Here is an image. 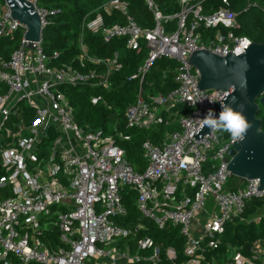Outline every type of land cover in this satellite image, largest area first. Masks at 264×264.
Listing matches in <instances>:
<instances>
[{"label":"built area","instance_id":"obj_1","mask_svg":"<svg viewBox=\"0 0 264 264\" xmlns=\"http://www.w3.org/2000/svg\"><path fill=\"white\" fill-rule=\"evenodd\" d=\"M26 1L42 23L41 41L32 42L33 49L26 25L12 17L6 1L0 2V40L22 34L10 59L0 58V264H202L208 250L221 245L227 223L241 219L247 202L264 203L258 179L226 173L239 138L219 123L203 140L193 138L227 93L198 87L201 74L188 63L191 55L207 50L238 56L252 44L236 35L237 14L229 1L208 14L204 0H143L152 27H142L127 0H108L82 24L80 60L106 68L88 72L53 65L59 56L45 54L43 32L57 11L40 6V0ZM116 12L124 21L108 24L106 17ZM85 32L105 42L125 39L128 50L147 52L130 78L140 81V92L125 112V127L166 132L159 144L151 139L142 144L148 164L142 172L126 157L121 142L131 136L119 122L111 132L87 131L60 89H109L111 75L122 67L118 52L111 59L91 58ZM161 58L177 63V87L145 99L142 85ZM102 101L100 95L91 98L93 105ZM126 192L136 197L138 221L130 218ZM262 218L259 213L242 222ZM151 227L178 229L182 253L156 242L148 233ZM226 264H264V245L256 243L250 255L236 250Z\"/></svg>","mask_w":264,"mask_h":264},{"label":"trees","instance_id":"obj_2","mask_svg":"<svg viewBox=\"0 0 264 264\" xmlns=\"http://www.w3.org/2000/svg\"><path fill=\"white\" fill-rule=\"evenodd\" d=\"M108 0H40V6L48 10H56L57 14L49 18L50 25L43 32V50L45 54L53 58L58 53V58L53 61L57 67L70 66L82 72L94 69L103 71L104 66H98L88 59L80 60L82 24L88 14L96 10ZM130 4V13L142 27H152V15L148 11L143 0H127ZM228 8L237 14L239 28L237 36L250 39L252 42L264 44V0H228ZM250 3V5H249ZM205 12L210 14L227 7L223 0H204ZM108 24L122 23L124 21L120 13L112 17H106ZM22 34L15 33L12 36L3 37L0 40V58L9 60L12 53L19 47ZM83 42L88 48V55L95 59H111L115 53L120 54L122 67L120 71L113 72L110 78L109 89L91 86H62L60 89L67 95L75 111L77 123L87 131L104 130L112 131L114 122H119V129L131 136V140L121 142L127 154L128 161L138 172L144 171L147 162L142 155V144L151 139L155 144L162 140L165 128L158 132L142 130H127L124 115L127 108L134 104L139 96L140 81L131 80L140 66L143 64L147 52L128 50L125 39H113L105 42L101 35L85 32ZM53 60V59H52ZM177 63L167 58H161L155 62L143 83V96L168 94L176 89L175 71ZM102 96L103 101L98 105L91 103L94 96ZM174 128L168 129V131ZM264 130V128H263ZM232 136V135H231ZM229 137V136H227ZM237 187H235L236 189ZM125 202L130 212V218L138 221V212L135 208V195L126 192ZM264 208L262 200L247 202L246 209L241 219L227 223L225 233L219 248L208 250L205 261L202 264H211L213 260L217 264H226L230 260L231 253L238 250L245 255H250L253 246L261 242L264 245V218L259 223L248 224L242 220L255 216ZM149 235L166 247H174L182 253L184 240L178 229L168 228L159 231L151 227ZM186 258H180V262Z\"/></svg>","mask_w":264,"mask_h":264},{"label":"water","instance_id":"obj_3","mask_svg":"<svg viewBox=\"0 0 264 264\" xmlns=\"http://www.w3.org/2000/svg\"><path fill=\"white\" fill-rule=\"evenodd\" d=\"M8 3L12 17L26 25V40L39 42L42 38V23L35 7L26 0H4ZM201 74L198 87L204 90L224 91L226 98L219 101L210 115L217 123L226 110L240 114L248 124L241 138L230 151L233 157L226 173L242 180L260 181L258 191H264V130L263 121L257 117L264 107V44L252 42L241 55L229 52L219 57L207 50L195 51L188 61ZM262 105V106H259ZM209 118V117H208ZM213 126L206 123L193 138L203 140L210 135ZM232 135L231 131H228Z\"/></svg>","mask_w":264,"mask_h":264},{"label":"clouds","instance_id":"obj_4","mask_svg":"<svg viewBox=\"0 0 264 264\" xmlns=\"http://www.w3.org/2000/svg\"><path fill=\"white\" fill-rule=\"evenodd\" d=\"M220 120L224 122L223 126L226 128V130L232 132L233 139L241 138L242 133L248 127L245 119L240 114L234 113L231 110L224 111L220 116ZM205 123L213 127L217 126V121L211 119L210 116L205 120Z\"/></svg>","mask_w":264,"mask_h":264},{"label":"flooded vegetation","instance_id":"obj_5","mask_svg":"<svg viewBox=\"0 0 264 264\" xmlns=\"http://www.w3.org/2000/svg\"><path fill=\"white\" fill-rule=\"evenodd\" d=\"M259 106H262L259 104ZM257 117L263 121L264 128V107H260Z\"/></svg>","mask_w":264,"mask_h":264},{"label":"rangeland","instance_id":"obj_6","mask_svg":"<svg viewBox=\"0 0 264 264\" xmlns=\"http://www.w3.org/2000/svg\"><path fill=\"white\" fill-rule=\"evenodd\" d=\"M4 0H0V2H3ZM219 125H220V128L223 130V131H225V132H228L229 130H226V128L223 126L224 125V123H219ZM264 210L263 209H260L259 211H258V214L260 213L261 215H264V212H263Z\"/></svg>","mask_w":264,"mask_h":264},{"label":"crops","instance_id":"obj_7","mask_svg":"<svg viewBox=\"0 0 264 264\" xmlns=\"http://www.w3.org/2000/svg\"><path fill=\"white\" fill-rule=\"evenodd\" d=\"M263 212H264V211H263ZM257 214H258V213H257ZM257 214H256V215H257ZM256 215H255V216H256ZM253 217H254V216H253Z\"/></svg>","mask_w":264,"mask_h":264}]
</instances>
